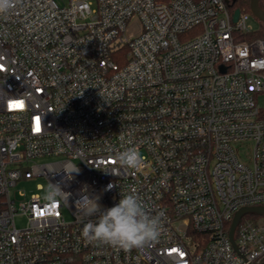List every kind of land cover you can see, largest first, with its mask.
Segmentation results:
<instances>
[{"label":"built area","instance_id":"2783aa9c","mask_svg":"<svg viewBox=\"0 0 264 264\" xmlns=\"http://www.w3.org/2000/svg\"><path fill=\"white\" fill-rule=\"evenodd\" d=\"M235 9L18 0L0 15V264L264 262V214L230 238L239 209L264 205V37H246L251 13L234 22ZM133 146L139 169L120 167ZM52 183L69 195L47 199ZM85 189L102 209L134 192L159 238L127 251L86 241Z\"/></svg>","mask_w":264,"mask_h":264},{"label":"clouds","instance_id":"9594fccd","mask_svg":"<svg viewBox=\"0 0 264 264\" xmlns=\"http://www.w3.org/2000/svg\"><path fill=\"white\" fill-rule=\"evenodd\" d=\"M18 0H0V15H6ZM116 163L126 169H139L142 159L136 147H128L115 153ZM74 168L67 172L66 180L72 179ZM69 193L59 184H50L46 198L55 200ZM75 208L83 223L81 236L88 242H99L123 250L142 248L155 242L161 234L159 216L150 214L144 203L134 192L122 194L119 201L102 209L99 197L85 189L75 202ZM95 217V219H92Z\"/></svg>","mask_w":264,"mask_h":264},{"label":"water","instance_id":"95a60500","mask_svg":"<svg viewBox=\"0 0 264 264\" xmlns=\"http://www.w3.org/2000/svg\"><path fill=\"white\" fill-rule=\"evenodd\" d=\"M250 11L251 13L258 18L261 22H264V8L260 4V0H250ZM241 9L236 8L234 11L233 20L236 22L240 16ZM246 214H257V215H263L264 214V205L263 206H250V207H242L239 209L233 219L231 230H230V238L232 242L234 243V232L235 229L240 222L241 218ZM236 246V245H235ZM254 264H264V262L261 263H254Z\"/></svg>","mask_w":264,"mask_h":264},{"label":"rangeland","instance_id":"374dc122","mask_svg":"<svg viewBox=\"0 0 264 264\" xmlns=\"http://www.w3.org/2000/svg\"><path fill=\"white\" fill-rule=\"evenodd\" d=\"M251 13V12H250ZM250 22L254 25L256 29L260 27V20L256 18L252 13H251V19ZM262 29L264 30V24H262ZM136 31H138L137 28L131 29L130 33L133 34ZM259 104L260 106L264 109V94L259 96ZM22 188L25 189L26 194L29 196L31 193L38 192V189L36 187V184L33 185H27V184H19L18 189ZM23 196L21 197L19 192H18V199H22ZM18 225L22 226L24 224V218L23 217H18Z\"/></svg>","mask_w":264,"mask_h":264},{"label":"trees","instance_id":"16d2710c","mask_svg":"<svg viewBox=\"0 0 264 264\" xmlns=\"http://www.w3.org/2000/svg\"><path fill=\"white\" fill-rule=\"evenodd\" d=\"M230 9L240 8L242 11H250V0H225ZM261 6L264 8V0H260ZM262 24L264 22L260 21V27L256 29L253 33L247 35L246 37H264V30L262 29Z\"/></svg>","mask_w":264,"mask_h":264}]
</instances>
